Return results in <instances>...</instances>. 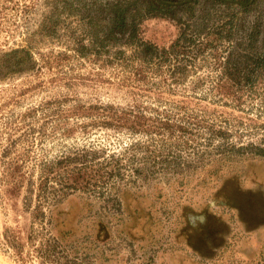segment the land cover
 <instances>
[{"label": "rangeland", "instance_id": "1", "mask_svg": "<svg viewBox=\"0 0 264 264\" xmlns=\"http://www.w3.org/2000/svg\"><path fill=\"white\" fill-rule=\"evenodd\" d=\"M45 183L83 264H264V0H0V264Z\"/></svg>", "mask_w": 264, "mask_h": 264}, {"label": "trees", "instance_id": "2", "mask_svg": "<svg viewBox=\"0 0 264 264\" xmlns=\"http://www.w3.org/2000/svg\"><path fill=\"white\" fill-rule=\"evenodd\" d=\"M29 193H32V189ZM28 198L30 204L31 199ZM60 200L61 196L56 190L50 189L47 183L41 185L39 202L26 229L23 230V226L20 227L21 230H5L3 238L17 258L21 260L27 258V261H34L36 264H83L81 253L89 247V243L84 244L86 239H76L67 243L64 241L67 233L59 235L54 233L56 227L53 223V211ZM25 209H28L27 203Z\"/></svg>", "mask_w": 264, "mask_h": 264}]
</instances>
